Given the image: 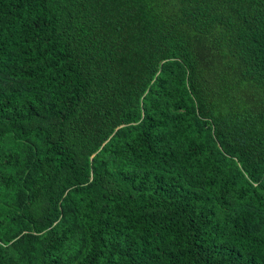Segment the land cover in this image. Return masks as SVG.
I'll list each match as a JSON object with an SVG mask.
<instances>
[{"label": "trees", "instance_id": "trees-1", "mask_svg": "<svg viewBox=\"0 0 264 264\" xmlns=\"http://www.w3.org/2000/svg\"><path fill=\"white\" fill-rule=\"evenodd\" d=\"M0 264H264V0H0Z\"/></svg>", "mask_w": 264, "mask_h": 264}]
</instances>
